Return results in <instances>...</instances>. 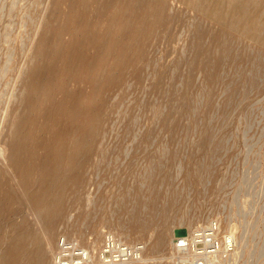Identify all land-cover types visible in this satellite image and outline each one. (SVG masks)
<instances>
[{
    "label": "rangeland",
    "instance_id": "1",
    "mask_svg": "<svg viewBox=\"0 0 264 264\" xmlns=\"http://www.w3.org/2000/svg\"><path fill=\"white\" fill-rule=\"evenodd\" d=\"M163 1L165 20L153 28L149 2L129 4V21H117L116 38L105 43L100 90L92 94L76 76L63 84L61 76L51 79L84 51L73 45L80 26L71 23L72 0H0V199L7 202L0 208L1 240L24 215L33 218L14 140L22 139V157L37 165L62 143L76 152L81 138L89 154L83 182L66 188L52 250L63 236L98 263L106 232L145 247L126 264H184L174 236L217 220L237 245L218 264H264V46L186 0ZM85 48L94 54L92 45ZM55 210L54 203L47 208ZM135 215L150 220L146 233L134 230ZM160 229L165 246L153 248ZM52 257L50 251L47 264Z\"/></svg>",
    "mask_w": 264,
    "mask_h": 264
},
{
    "label": "bare ground",
    "instance_id": "2",
    "mask_svg": "<svg viewBox=\"0 0 264 264\" xmlns=\"http://www.w3.org/2000/svg\"><path fill=\"white\" fill-rule=\"evenodd\" d=\"M133 1L138 5L137 7H142L149 2V11L155 16V20L149 22V27L153 28L152 26L165 20V2L163 0H72L73 3L71 7L74 11L75 18L71 23L74 26L76 24L80 26L73 45L77 47L81 45L80 49L84 51H77V60H72L70 58L69 62L64 63L63 69L58 70L60 73L57 74L58 71H53L51 79L54 80L56 76H61L63 84L73 75L82 82H88L91 86L90 90L92 94L98 92L100 90V76L97 72L104 63L103 50L105 48V43L108 40L112 41L116 38V34L112 33V28L117 21L119 22L120 19L123 20L124 23L129 21V13L131 12L129 4H132ZM186 1L189 5L197 7L204 15L211 16L224 26L254 38L261 46H264V0ZM89 12L94 14L92 19L89 18ZM104 17L107 19V25L104 31L99 32L97 27ZM88 45L94 47V54L90 55L87 53L85 47ZM72 66H74V68L78 67L81 70L80 73L72 74L70 70ZM113 74L114 73L111 74L109 71V84H107L109 88L115 83ZM80 95L81 92L76 93V95L70 99L69 102L72 109H74V102L77 101V97ZM70 111L69 108L68 116L72 118ZM99 120V108L97 105L92 120L93 129L90 130V136H93V138L98 135ZM19 121H24L23 115L20 116ZM62 144L63 145H59V148H56L51 154H47L41 163L33 165L32 162H34L35 158L30 155L28 157H22V153H20L24 148L22 139L18 138L14 140L11 147L13 154L17 157L15 159V168H17L22 176L28 179L25 184V189L30 192L28 203L33 218L24 215L23 221L20 224L17 223L13 225L14 229L11 227L13 230H11V234L7 235L6 233L2 237V240L0 239L2 243L5 244L3 250L4 257H2L1 264H47V256L50 251L54 256L52 257L54 261L52 260L51 264H91L92 262H94V264H126L131 262V260H139L134 258L128 260L108 259V255L105 254L107 250V240L113 238L114 235L111 233L107 235L106 232L104 233V243L102 251L99 254V261H96L98 263H95L90 254L82 249L83 246L71 243L66 237L63 238V236L60 240L57 239L55 248L52 250V241L57 233V218L62 216V212L64 211L62 200L64 199L66 188L69 185L79 186L82 184V172L89 158L88 152L81 150L83 146L81 138L76 145L79 149L73 153L66 152L68 145ZM29 164H31V167H28ZM35 172L37 173V179L32 180V176ZM37 180L41 181L40 193L38 194L34 193L32 189V186ZM4 201L0 199V208L7 203ZM53 203L56 205V210L49 213L47 208ZM134 217L136 222L134 230L140 233H146L150 226V220L147 218L141 219L137 215ZM163 219L167 220V217ZM37 222L41 224L40 231L35 227V223ZM194 230H196L195 227L189 232L192 233ZM40 232L41 235L39 234ZM176 236H174L173 239L171 238L173 244L172 248L182 261H187L190 255L180 253L174 246ZM165 243L164 230L160 229L155 235L152 247L159 249L164 247ZM95 245L96 243L94 241V246ZM144 250L145 247H143L140 258ZM74 255L78 256L80 259L75 260ZM219 262L220 260H218L217 264Z\"/></svg>",
    "mask_w": 264,
    "mask_h": 264
},
{
    "label": "built area",
    "instance_id": "3",
    "mask_svg": "<svg viewBox=\"0 0 264 264\" xmlns=\"http://www.w3.org/2000/svg\"><path fill=\"white\" fill-rule=\"evenodd\" d=\"M175 239V248L190 255L184 264H217L218 260L231 258L237 248L234 234L223 232L217 220L196 228L192 233L187 229V234ZM106 248L108 259L115 260L138 259L143 251L142 244L127 243L116 237L107 240Z\"/></svg>",
    "mask_w": 264,
    "mask_h": 264
}]
</instances>
